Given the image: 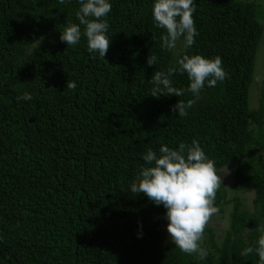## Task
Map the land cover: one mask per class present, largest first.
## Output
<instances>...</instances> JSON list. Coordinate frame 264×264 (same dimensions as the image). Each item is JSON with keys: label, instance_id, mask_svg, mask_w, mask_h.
Listing matches in <instances>:
<instances>
[{"label": "trees", "instance_id": "obj_1", "mask_svg": "<svg viewBox=\"0 0 264 264\" xmlns=\"http://www.w3.org/2000/svg\"><path fill=\"white\" fill-rule=\"evenodd\" d=\"M109 2L102 58L83 35L75 47L60 40L79 24L78 0H0V264H258L257 254L240 255L256 247L264 224V73L256 107L248 104L262 34L254 4L194 0L199 35L188 49L181 37L170 52L154 24L155 0ZM29 26L43 39L27 51ZM151 54L157 63L149 66ZM185 54L220 56L229 76L205 85L180 117L172 106L193 95L156 98L148 81ZM171 79L190 84L186 73ZM25 92L32 99L18 101ZM193 140L217 171L232 170V197L221 186L215 198L219 214L231 205L228 225L219 242L206 227L204 260L165 240L167 210L131 191L149 149L159 155L162 145Z\"/></svg>", "mask_w": 264, "mask_h": 264}, {"label": "clouds", "instance_id": "obj_2", "mask_svg": "<svg viewBox=\"0 0 264 264\" xmlns=\"http://www.w3.org/2000/svg\"><path fill=\"white\" fill-rule=\"evenodd\" d=\"M70 0H59L64 4ZM80 4L76 17L79 24L69 23L61 32L60 40L67 47H75L83 35L87 39L89 53H98L104 58L110 47L111 40L108 14L112 10L109 0H78ZM196 11L194 0H155L152 16L156 27L163 29L166 34L161 36V47L174 52L177 43L183 37L184 48L188 49L195 43L199 35L193 14ZM80 25H84L81 32ZM41 40L43 37L40 38ZM39 44V40H37ZM157 63V57L147 58L149 66ZM186 73L190 81L187 89L173 86L171 77L175 73ZM229 74L223 68L222 58H205L202 55H183L177 64L171 65L167 71H155L148 81L153 85L151 96L177 97L185 92L191 93L194 99L187 102L179 100L172 106V111L180 117L188 115L190 109L200 98L205 85L214 87L217 82H223ZM66 87L76 90V83L68 81ZM30 93H23L17 100H31ZM160 154L149 149L143 154L147 167H142L138 182L131 185V191L144 194L155 205H163L166 211L167 232L171 243L182 253L196 255L200 260L206 259L208 249L204 247L205 229L213 215L219 209L215 206L217 191L223 185L222 176L217 174L214 161L209 159L196 140L188 145L181 142L178 149L162 145ZM260 233L256 247L244 248L240 255L248 257L258 255V264H264V224L257 226Z\"/></svg>", "mask_w": 264, "mask_h": 264}, {"label": "rangeland", "instance_id": "obj_3", "mask_svg": "<svg viewBox=\"0 0 264 264\" xmlns=\"http://www.w3.org/2000/svg\"><path fill=\"white\" fill-rule=\"evenodd\" d=\"M245 1L248 3L254 4L255 8V20L257 23L262 27V34L256 49L255 59H254V66H253V75H252V82L249 87V99L248 104L250 109H254L257 104V96L259 93V83L260 79L264 73V0H239ZM28 30L30 31L29 36V44L27 46V51L34 49L35 47L40 46L41 44V35H40V28L35 26H29ZM39 40L38 42H36ZM231 168H225L221 171H217V174L222 176L223 185L222 187L225 189L227 193V198L230 199L233 195L232 192V181H231ZM243 207L247 211H251V199L252 194L250 192L245 193L241 196ZM231 205H227L225 207V212L222 214H215L212 216L209 224L207 227H211L215 233L216 241L219 242L222 238L224 230L227 228L228 225V213L230 211ZM164 239L169 240L171 239L168 232L167 226L164 230Z\"/></svg>", "mask_w": 264, "mask_h": 264}]
</instances>
